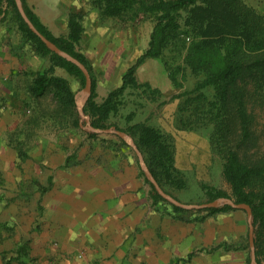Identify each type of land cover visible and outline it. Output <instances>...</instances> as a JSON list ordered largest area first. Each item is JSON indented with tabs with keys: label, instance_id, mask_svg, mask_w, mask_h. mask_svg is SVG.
Returning a JSON list of instances; mask_svg holds the SVG:
<instances>
[{
	"label": "rangeland",
	"instance_id": "rangeland-1",
	"mask_svg": "<svg viewBox=\"0 0 264 264\" xmlns=\"http://www.w3.org/2000/svg\"><path fill=\"white\" fill-rule=\"evenodd\" d=\"M31 1L32 8L40 12L39 0ZM87 5L90 10L86 15L96 10L89 0ZM83 8L72 12L83 13L84 21L86 12ZM2 10L0 23L14 27L22 36L6 2H3ZM185 16L186 12L181 14L179 34L164 49L162 58H147L139 66L136 77L143 85L125 91L123 105L109 122L124 129L139 122L157 128L172 150L174 174L183 182L181 188L164 183L167 193L185 203H203L209 201L206 187L227 193L231 189L222 172L224 140L218 135L215 113L208 110L213 90L210 86L196 88L205 74L194 71L186 58V48L192 35L181 32L185 28ZM95 21L110 29L107 50L97 54L95 48L91 49L87 43H84L85 47L78 46V50L86 54L92 65L96 79V100L100 102L120 84L127 67L148 47L153 21L139 17L134 22H121L101 17L100 14ZM86 27L91 29L90 22L86 21ZM22 40L27 43L23 37ZM34 54L39 58L38 70L33 71L31 93L24 101L21 115L23 126L6 130L4 134L17 160L15 164L11 163V157L0 160V173L11 171L17 176L25 174V184L21 186L17 183L15 191L11 193L4 190V186L0 187V264L8 260L5 253L12 249L9 247L16 245L19 250H24L26 243L20 244L23 238L36 235L41 228H45L42 212L47 210L40 204V197L53 184L61 183L65 173L76 174L85 181L94 178L95 173H106V176L110 173H133L140 184L137 192L141 198H145L147 203H155L150 195L151 187L145 181L144 173H140L142 170L137 156L129 145L122 144L120 138L113 134L95 133L96 136H90L93 132L88 131L81 120L76 101L75 106L65 108L53 98L52 87H46L41 92L34 89L37 75L45 73L51 65L48 56H42L35 50ZM46 75L67 77L75 95L82 89L78 81L62 68L55 67L52 73ZM247 101L252 119V137L240 148L239 153L248 160H256L264 154V90H252ZM3 105L6 107L8 103L3 101ZM223 117L227 122V141L231 145L236 144L239 124L231 107ZM127 134L133 138V135ZM43 148L47 149L46 160L39 158ZM158 203L162 208L174 210L173 205L165 199ZM179 213L180 218L191 222L193 251L220 250L228 245L232 249L242 250L246 255L245 264H250L251 248L245 211L234 209L209 213L206 209H189ZM54 243H57L55 239L49 245L55 248ZM260 264H264V255L260 256Z\"/></svg>",
	"mask_w": 264,
	"mask_h": 264
},
{
	"label": "trees",
	"instance_id": "trees-1",
	"mask_svg": "<svg viewBox=\"0 0 264 264\" xmlns=\"http://www.w3.org/2000/svg\"><path fill=\"white\" fill-rule=\"evenodd\" d=\"M89 1L101 17L114 18L121 22H134L139 17L150 18L153 21L148 47L127 67L121 76L120 84L111 89L100 102L96 100V79L92 65L77 48L84 31L83 13L72 12L68 18V34L56 36L41 22L26 0H21V3L27 16L45 37L88 68L92 85L83 109L90 116L91 124L97 128L114 125L133 135L149 170L165 191L164 183L181 188L183 182L174 174L172 150L160 131L144 122L135 123L124 129L110 123L109 120L123 105L125 91L143 85L137 80V69L147 58H162L164 49L179 34L181 29L179 18L186 12L183 21L185 28L181 32L192 35L186 48V58L194 71L205 74L196 88L210 86L213 90V99L208 101V110L215 113L217 132L224 140L222 172L231 189V192L227 193L221 189L206 187V194L209 201L228 197L237 203L250 205L256 261L260 264V256L264 255V154L256 160H248L239 153V150L252 137V119L247 107L248 95L252 94V90H264V15L241 0ZM3 2H6L7 8L16 19L23 39L32 45L36 53L50 59L51 65L45 73L37 75L34 89L41 92L46 87H52L53 98L60 106L65 108L75 106V91L71 88L69 79L46 74L52 73L55 67L62 68L83 87L85 77L82 71L45 46L22 20L14 0H0V13L3 12L1 7ZM229 107L232 108L239 124V139L232 145L227 141V122L223 117ZM74 122L78 125L77 121ZM89 135L96 136L95 133ZM120 140L122 144H126ZM140 173L143 174V171ZM145 181L151 187L150 195L153 202L164 200L147 178ZM173 209L177 212L187 211L174 205ZM206 210L215 213L234 209L224 204ZM247 261L249 262L248 257Z\"/></svg>",
	"mask_w": 264,
	"mask_h": 264
},
{
	"label": "crops",
	"instance_id": "crops-1",
	"mask_svg": "<svg viewBox=\"0 0 264 264\" xmlns=\"http://www.w3.org/2000/svg\"><path fill=\"white\" fill-rule=\"evenodd\" d=\"M245 1L264 13V0ZM26 2L32 8L33 1ZM39 6L40 12L32 10L56 36L68 34L69 15L72 10L84 7V31L78 46L90 44L97 54L107 50L110 29L95 21L99 16L97 10L86 15L90 10L87 0H39ZM2 15L3 12L0 18ZM86 21L90 22L91 29L86 27ZM38 59L31 45L22 40L14 27L0 23L1 161L11 157V163L15 164L17 160L4 134L6 130L23 126V105L31 93ZM3 101L8 103L6 107L1 106ZM42 151L39 158L46 160L47 149ZM10 172L0 173V187L4 186L8 193L15 191L17 183L25 184V174L17 176ZM95 174L90 181H85L76 174L65 173L61 183L41 192L40 204L47 210L42 212L45 228L23 238L20 244L26 243L24 250L16 245L9 247L12 249L5 253L8 260L2 264L246 263L245 253L228 245L230 248L193 251L191 222L180 218L175 210L162 208L158 202H145L137 192L140 184L135 174ZM53 239L57 242L55 248L49 245Z\"/></svg>",
	"mask_w": 264,
	"mask_h": 264
},
{
	"label": "water",
	"instance_id": "water-1",
	"mask_svg": "<svg viewBox=\"0 0 264 264\" xmlns=\"http://www.w3.org/2000/svg\"><path fill=\"white\" fill-rule=\"evenodd\" d=\"M16 8L18 10V13L22 20L25 22L27 27L45 44L46 47H48L52 52L59 55L60 57L64 58L65 60L73 63L76 65L84 74L85 77V83L82 89L75 95V101L77 104V110L80 115V118L82 121L85 122V127L88 131L93 133H104V134H113L118 136L120 139H122L127 145H129L134 153L137 156L139 166L141 170L143 171L144 175L146 176L147 180L153 185L156 192L166 201L171 203L174 206L180 207L182 209H193V210H203L208 209L212 207H217L219 205L227 204L231 206L233 209L243 210L246 212L247 215V224H248V239H249V245L251 248V254H250V264H257L256 261V254H255V246H254V225L252 222V209L249 204L247 203H237L233 199L228 197H219L211 201L203 202V203H185L180 201L179 199L175 198L174 196L167 193L158 183V181L153 177L151 171L149 170L142 152L138 148L137 144L134 142L133 138L128 135L125 131H122L115 126H110L108 128H97L94 127L91 124L90 116L84 112V105L86 103V100L88 99L90 93H91V85H92V79L90 72L88 68L77 58L73 57L69 53L61 50L54 42L49 40L47 37H45L33 24L31 19L27 16L23 5L21 3V0H14Z\"/></svg>",
	"mask_w": 264,
	"mask_h": 264
}]
</instances>
